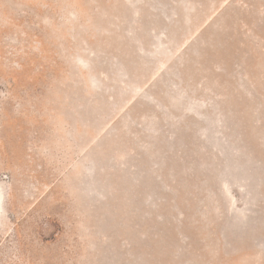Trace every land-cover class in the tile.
Returning <instances> with one entry per match:
<instances>
[{"label": "rangeland", "instance_id": "1", "mask_svg": "<svg viewBox=\"0 0 264 264\" xmlns=\"http://www.w3.org/2000/svg\"><path fill=\"white\" fill-rule=\"evenodd\" d=\"M0 264H264V0H0Z\"/></svg>", "mask_w": 264, "mask_h": 264}]
</instances>
